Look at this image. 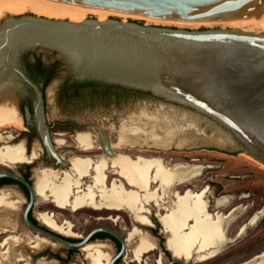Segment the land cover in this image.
Returning a JSON list of instances; mask_svg holds the SVG:
<instances>
[{
    "label": "water",
    "instance_id": "95a60500",
    "mask_svg": "<svg viewBox=\"0 0 264 264\" xmlns=\"http://www.w3.org/2000/svg\"><path fill=\"white\" fill-rule=\"evenodd\" d=\"M52 1L188 22L264 16V0ZM28 52L58 61L61 77H69L70 82L95 81L148 93L153 98L125 99L147 104L156 101L180 109L183 115H200L264 166V32L196 30L111 18L75 21L3 13L0 97L13 95L16 103L20 100V108L24 106L22 122L28 129L35 128L46 156L56 165L66 167L67 162L50 137L44 106L62 111L75 102L84 105L91 99L60 103L56 96L60 80L47 85L43 93V83L34 82L23 67L22 56ZM28 101L30 107L25 105ZM104 150L112 154L107 141ZM0 179L18 182L26 189L28 197L22 219L30 231L78 249L103 233L120 244L110 264H115L124 254L125 238L109 227H96L83 238L71 241L73 238L46 228L38 220L37 224L33 223L30 219L36 198L33 184L10 171H1ZM167 264L186 262L171 255Z\"/></svg>",
    "mask_w": 264,
    "mask_h": 264
},
{
    "label": "rangeland",
    "instance_id": "374dc122",
    "mask_svg": "<svg viewBox=\"0 0 264 264\" xmlns=\"http://www.w3.org/2000/svg\"><path fill=\"white\" fill-rule=\"evenodd\" d=\"M88 18L95 17L89 15ZM109 18L123 21V18L116 15H110ZM129 21L146 25L145 20L137 17H128L126 22ZM148 25L196 30L223 28L235 30L243 29L241 26H230L228 22H212L205 25L190 22L154 20L149 21ZM16 104L22 119L24 106L20 108V100L18 99ZM44 107L46 124L49 126L50 137L54 143L55 140L64 141L62 145H55L58 153L69 163V166L62 167L56 165L53 159L48 158L40 143L35 128L28 129L20 120L23 125L22 128L8 127L6 129H0V134L2 136H12L11 140L0 139V148L4 145L23 144L28 157H31L33 154H37V156L33 159V162L18 163L15 165H3L0 163V172L10 171L23 176L26 175L35 187L37 181L35 175L36 171L50 169L56 171L61 176L63 172L71 170L70 162L74 157L92 158L94 161H97L102 156H106L107 153L103 150L104 148L101 142V135L102 133H105L110 149L117 155H129L132 159H136L139 155L143 157L148 156L149 158H161L167 166H173L177 163L203 166L204 169L202 170V174L194 182L188 184L187 188L197 191L208 186L210 195L208 194L207 200L210 201L212 206L210 208L211 210H213V200L222 196L231 197L230 205L225 209H222V212H226L229 208L238 205L248 208L246 213L239 217L238 220L229 227L228 237L234 239V241L228 243L219 255L206 262H199L196 257H193L188 259L186 264H239L264 251V217L255 226L250 227L244 236L237 238V232L240 225L245 222L252 213L264 206V169L260 167L257 160L254 161L248 157L240 155V153H243L240 149V145L233 141L230 136H227L210 120L200 115H183L180 109L156 101L147 104L130 99L116 100L110 98L103 102L87 100L84 105L75 102L62 111L49 106ZM152 125H157L158 128L152 130ZM124 130H137L141 136L153 137L157 141L167 139L171 134V139L174 143L178 141L180 137L186 136L192 138L193 143L182 148L174 147L175 145L171 144L169 148L165 149L158 147L132 148L129 146H119V136L121 131ZM81 135H89L91 138V146L94 145L96 147L86 148L81 146L78 139ZM76 146H80L79 149ZM108 174L109 185L113 179H119V177L112 171L108 172ZM91 182L92 179L90 176L84 178L82 180V189L86 188L87 185H90ZM156 187L157 184L152 183V189H155ZM185 188L186 186H181L178 189L182 192ZM2 193L10 194L9 199L12 202H17L20 198H23L25 201L24 204H21L20 207L11 214L1 212L4 217L0 215V219H4L7 224V226L6 224L5 226L8 229L7 232L0 235V243L4 237L8 235H16L19 237L27 235V233L36 235L35 232L30 231V229L26 227L22 219L27 196L14 189H0V195ZM41 197L42 196L36 194L35 205L33 208V216L36 218L37 213L40 211L54 213L58 222H63L65 220L70 221L74 225V232L79 233L82 236H85L89 231L96 227L105 226L117 231L123 237L127 238L133 228L137 227L150 233L157 245L155 251L145 254L143 258L145 263L143 262L142 264H157L156 261L160 253L163 255L164 263L167 264L171 259V255L173 256L171 251L166 248V238L169 234L164 233L158 216V213L164 214L165 210L157 207L154 203H150L146 206V209H149L145 215L150 218L152 224L145 226L134 222L130 214L126 212L101 211L92 208H83L77 212H72L69 209H59L52 202H48ZM168 200H174L172 195ZM149 210L151 212H149ZM112 216H119L120 218L117 222H114L110 220ZM14 224L16 229L11 228ZM102 236L104 238H98L92 242L109 244L113 248L114 252L112 255H114L116 250L113 242L110 240L111 238L104 235ZM132 247L133 243L128 247L129 251L124 253L120 260V264H138L135 261L129 262L132 258L130 252ZM46 248L49 251V256L40 253ZM6 249L7 248L0 247V264H24L26 262L30 264H38L37 261H39V259H45L46 261L55 260L59 264L63 257L55 256H58L59 253L63 255L67 250V247L62 245L58 247L47 245L41 250L36 251L31 247L30 243H23L16 246L17 252H19L24 258L22 261H16L15 259L6 260V254H2ZM32 256H35L34 261L37 263L30 261L29 257L31 258ZM81 261L86 263L83 253L77 249L71 260L64 264H80Z\"/></svg>",
    "mask_w": 264,
    "mask_h": 264
},
{
    "label": "bare ground",
    "instance_id": "6f19581e",
    "mask_svg": "<svg viewBox=\"0 0 264 264\" xmlns=\"http://www.w3.org/2000/svg\"><path fill=\"white\" fill-rule=\"evenodd\" d=\"M3 13L10 15L31 13L40 17L75 21L87 19L89 15L94 16L97 20L105 21L110 15H116L123 18L121 22H126L128 17H137L145 20L146 25H148L149 21L163 20L139 14L103 11L52 0H0V17ZM168 21L188 22L181 20ZM212 22H228L233 27L241 26L243 27L241 31L264 32V16L253 15L246 19L190 23L207 25ZM20 120L22 121L15 97L13 95L0 97V129L8 127L22 128L23 125ZM156 128H158L157 125H152L151 127L152 130ZM0 139L11 140L12 136L8 135L4 137L0 134ZM78 139L81 146L86 148L91 147L89 135H81ZM101 140L104 148L107 141L105 133H102ZM63 143V140H55L54 145H62ZM191 143H193L192 138L186 136L180 137L174 143L171 139V134L167 139L157 141L153 137L141 136L137 130H124L120 133L118 145L132 148L158 147L165 149L169 148L171 144H174V147L182 148ZM240 155L255 161L253 157L248 154L246 155L244 152L240 153ZM36 156L37 154H33L31 157H28L23 144L4 145L0 148V163L3 165L31 162ZM70 163L71 170L63 172L61 176L56 171L50 169L36 171L37 181L35 187L33 184L35 196L36 194L42 196L46 201L52 202L59 209H69L72 212H77L83 208L126 212L130 214L134 222L145 226L152 224L150 218L145 215L149 209H146V206L154 203L157 207L165 210L164 214L158 213V216L164 233L169 234L166 238L167 250L171 251L174 258L185 262L193 257H196L199 262H206L219 255L228 243L234 241V239L228 237L229 227L239 217L243 216L248 209L245 206L238 205L229 208L226 212H222L221 210L228 207L231 203L230 196H222L213 200V209L215 211H210L212 206L210 201L207 200L210 193L209 187L205 186L197 191L187 188L188 184L194 182L202 174L204 167L200 165L177 163L173 166H167L161 158H149L148 156L143 157L139 155L136 159H132L129 155H117L113 152L112 154L107 153L106 156H102L97 161H94L92 158L74 157ZM67 164L69 166L68 162ZM259 164L264 169V166L260 162ZM111 171L119 179H113L109 185L108 172ZM89 176L92 179L91 184L82 189V180ZM152 183L157 184L155 189H152ZM181 186H186L182 192L178 189ZM171 195L174 198L172 201L168 200ZM9 196L10 194L8 193L0 195V215H2L1 212L11 214L21 204H24L25 200L23 198H20L17 202H12ZM149 212L151 211L149 210ZM2 217L4 216L2 215ZM263 217L264 206L252 213L240 225L237 238L244 236L246 231L250 227L255 226ZM119 218V216H112L110 220L117 222ZM37 219L42 223L39 222L41 225L63 236H82L74 232V225L70 221L58 222L54 213L40 211L37 213ZM5 224L4 219L1 218L0 235L7 232L8 228L6 227L7 224L6 226ZM11 228L16 229L15 224ZM39 235L38 233L36 235L27 233V235L22 237L16 235L4 237L0 243V247L7 248L2 253L6 254L5 259L24 260L23 256L16 250V246L23 243H30L31 247L36 251L41 250L47 245L53 247L61 245L44 235ZM125 242L127 252L129 251L128 247L133 243L130 252L133 261L138 264L143 263L145 254L157 249L154 238L147 231H143L137 227L133 228ZM81 248L86 254L88 264H110L113 256L112 253L114 252L112 246L105 243L90 242L81 246ZM156 263L165 264L161 253ZM24 264L30 263L26 262ZM38 264L58 263L55 260L46 261L45 259H39ZM239 264H264V251Z\"/></svg>",
    "mask_w": 264,
    "mask_h": 264
},
{
    "label": "trees",
    "instance_id": "16d2710c",
    "mask_svg": "<svg viewBox=\"0 0 264 264\" xmlns=\"http://www.w3.org/2000/svg\"><path fill=\"white\" fill-rule=\"evenodd\" d=\"M23 62L26 66L28 76L36 83L37 76L44 77L43 83V93L47 85L53 82L57 76L55 74V69L58 67V61H53L46 64V61L42 54L36 52H28L22 57ZM56 96L60 103H66L70 101H83L86 99H105L114 98L116 100H121L125 98H140V97H150L153 98L148 93H142L136 90H128L121 88L119 86L107 85L101 82L95 81H69V77H64L56 89ZM155 99V98H154ZM30 101V100H29ZM27 102L30 107V102ZM24 187V186H23ZM108 236L107 234H97ZM96 235V236H97Z\"/></svg>",
    "mask_w": 264,
    "mask_h": 264
},
{
    "label": "flooded vegetation",
    "instance_id": "af4514ba",
    "mask_svg": "<svg viewBox=\"0 0 264 264\" xmlns=\"http://www.w3.org/2000/svg\"><path fill=\"white\" fill-rule=\"evenodd\" d=\"M23 57V56H22ZM51 62H53V61H46V64L48 65L49 63H51ZM22 64H23V67H24V69H25V72H26V74L28 75V72H27V70H26V66H25V64H24V62H23V59H22ZM55 74H56V76H57V78L55 79V80H60V82L63 80V78L64 77H61V75H60V70H59V66L55 69ZM37 81L38 82H43L44 81V77H41V76H37ZM26 105H28L27 103H26ZM78 149H79V147L80 146H76ZM94 147H96V146H94V145H92L90 148H94ZM92 150V149H91ZM104 150V149H103ZM33 162V161H32ZM55 162V161H54ZM21 175V174H20ZM21 176H23V175H21ZM24 178H26V179H29V177H27L26 175L25 176H23ZM31 183V182H30ZM0 189H3V190H18V191H20V192H22V193H24L27 197H28V195H27V191H26V189L20 184V183H18V182H15V181H12V180H10V179H0ZM210 211H212V212H214L215 210L213 209V210H211L210 209ZM30 219H31V221L33 222V223H36L37 224V218L36 217H34L33 216V212L30 214ZM38 222H40L39 220H38ZM36 233V232H35ZM66 236V235H65ZM68 237H70V238H73V239H70L71 241H77L79 238H83V236H81V237H71V236H68ZM77 238V239H76ZM98 238H104L102 235H95L92 239H91V241L90 242H92L93 240H97ZM111 239V241L113 242V244H114V248H115V250H116V252L120 249V244H119V242L118 241H116L114 238H112V237H110ZM125 238V237H124ZM102 240V239H101ZM125 240H126V238H125ZM90 242H88V243H90ZM61 246V245H60ZM64 247H66V246H64ZM78 248H69V247H67V250L65 251V253L62 255V254H58V256H55V257H63V259L61 260V263L59 262V264H64V263H66V262H69V260H71V258L73 257V254L75 253V250H77ZM82 253H83V256H84V259H85V261H86V263H84V262H80V264H88V259L86 258V254L82 251V248H80L79 249ZM125 252L127 253V247H126V250H125ZM124 252V253H125ZM40 253H42L43 255L45 254L46 256H49V251L47 250V248L46 249H44L42 252H40ZM40 253H37V254H40ZM124 255V254H123ZM123 255L115 262V264H120V260H121V258L123 257ZM29 259H30V261H34L35 260V256H32L31 258L29 257ZM35 262V261H34ZM38 262V261H37ZM37 262H35V263H37ZM57 262V261H56ZM129 262H134L133 261V258H131L130 260H129ZM144 263H145V261H143Z\"/></svg>",
    "mask_w": 264,
    "mask_h": 264
}]
</instances>
